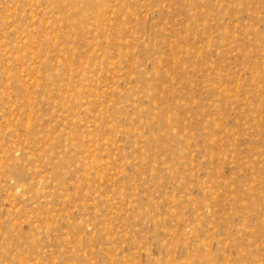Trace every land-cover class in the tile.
Segmentation results:
<instances>
[{"label":"rangeland","instance_id":"1","mask_svg":"<svg viewBox=\"0 0 264 264\" xmlns=\"http://www.w3.org/2000/svg\"><path fill=\"white\" fill-rule=\"evenodd\" d=\"M0 264H264V0H0Z\"/></svg>","mask_w":264,"mask_h":264}]
</instances>
